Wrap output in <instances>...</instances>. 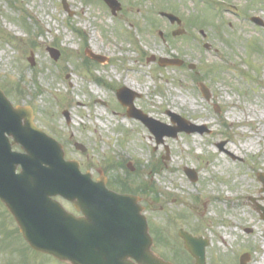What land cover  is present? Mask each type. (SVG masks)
I'll return each instance as SVG.
<instances>
[{
	"label": "rangeland",
	"instance_id": "1",
	"mask_svg": "<svg viewBox=\"0 0 264 264\" xmlns=\"http://www.w3.org/2000/svg\"><path fill=\"white\" fill-rule=\"evenodd\" d=\"M118 1L113 16L101 0H0V91L11 104L29 106L33 121L82 172L93 179L101 172L108 188L138 197L161 256L193 264L177 235L182 229L208 240L206 264H238L244 252L247 264H264V220L255 207L264 209L257 178L264 177V141L250 126L231 125L240 114L227 106L233 101L264 114V28L250 21L264 23V0ZM47 48L59 51L57 60ZM85 49L107 61L86 57ZM160 57L182 65L159 66ZM120 86L139 95L134 106L150 118L172 126L168 113H175L205 131L157 142L127 116L116 96ZM184 168L193 170V181ZM28 248L0 202V264H66Z\"/></svg>",
	"mask_w": 264,
	"mask_h": 264
},
{
	"label": "water",
	"instance_id": "2",
	"mask_svg": "<svg viewBox=\"0 0 264 264\" xmlns=\"http://www.w3.org/2000/svg\"><path fill=\"white\" fill-rule=\"evenodd\" d=\"M103 1L113 14L120 8L117 0ZM64 8L67 9L66 4ZM164 15L172 23L180 24L173 15ZM253 21L262 25L258 18ZM48 51L51 58L58 59L57 50ZM85 54L94 60H104L88 50ZM171 63L180 64L159 60L160 65ZM126 94L130 97L126 98ZM203 94L208 98L206 90ZM135 96L126 88L117 92L121 103L128 108V115L143 121L158 141L164 134L174 137L178 131L189 133L199 129L188 127L185 119L172 115L178 127L159 132L156 126L168 127L136 110L132 104ZM32 119L29 107H13L0 92V200L30 247L69 264H171L152 252V240L136 198L109 191L103 177L95 182L88 173H80L79 164L65 161L61 144L38 129ZM7 135L13 139L11 143ZM14 144L20 145L23 152H12ZM75 147L85 150L79 143ZM18 165L21 170L16 173ZM185 172L193 180V170L185 169ZM258 178L264 185V177L258 175ZM59 195L71 201L81 216L68 213L51 198ZM261 217L264 220V214ZM180 235L196 264H205L206 242L195 241L186 233ZM246 260L249 255H242L240 264Z\"/></svg>",
	"mask_w": 264,
	"mask_h": 264
},
{
	"label": "bare ground",
	"instance_id": "3",
	"mask_svg": "<svg viewBox=\"0 0 264 264\" xmlns=\"http://www.w3.org/2000/svg\"><path fill=\"white\" fill-rule=\"evenodd\" d=\"M86 27H87V24L84 23L83 29H86ZM67 81L71 82V80L68 78H67ZM125 85L131 86L133 84H132L131 80H126ZM97 92H98V90L95 93H97ZM227 106L232 108V109L236 108L237 113L240 114V118H238L237 120L230 119L228 121L231 125H234V126L235 125L236 126H238V125L250 126L251 135H253L259 141L260 140L264 141V114L258 115L255 110H252L249 108L247 109L243 104H240V103L235 104L233 101H230L229 103H227ZM97 114L100 115V111H98ZM200 117L201 116L198 115V118H200ZM205 125H212V121L211 122L206 121ZM252 142H253V139H250L249 143L245 144L244 146L250 148L252 145ZM231 147L232 148H230V151L234 152V154L238 152L237 147H235L234 145H232ZM214 154L216 155L217 152H214Z\"/></svg>",
	"mask_w": 264,
	"mask_h": 264
}]
</instances>
